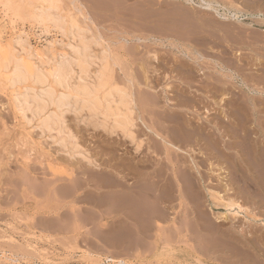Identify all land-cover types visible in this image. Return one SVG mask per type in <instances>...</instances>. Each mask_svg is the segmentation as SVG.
I'll use <instances>...</instances> for the list:
<instances>
[{"label": "rangeland", "instance_id": "1", "mask_svg": "<svg viewBox=\"0 0 264 264\" xmlns=\"http://www.w3.org/2000/svg\"><path fill=\"white\" fill-rule=\"evenodd\" d=\"M149 1H61L118 57L115 81L148 103L133 128L140 153L70 111L53 130L34 118L25 126L30 112L22 118L0 83V264H264V0H209L219 28L205 38L152 21L158 6L174 13L182 0ZM16 25L31 31L30 21ZM232 202L240 211L227 210Z\"/></svg>", "mask_w": 264, "mask_h": 264}, {"label": "bare ground", "instance_id": "2", "mask_svg": "<svg viewBox=\"0 0 264 264\" xmlns=\"http://www.w3.org/2000/svg\"><path fill=\"white\" fill-rule=\"evenodd\" d=\"M61 1L62 0H0V7H1V13H2L0 17V27H2L1 28L2 30L0 31V33L2 32L4 33L6 31L9 33L8 35L9 38H7L5 41L2 40V36L0 34V77L2 79L0 83L2 84L3 82L4 85L8 87V91L10 93V99H11L12 104L14 105V109L21 115L22 118H25L26 111L30 112L31 117L27 119V123L24 122L25 126H28V123L30 125L31 120H33L34 118L38 121L37 125L35 124L36 126H39L37 127L38 129L39 128L41 130L46 129L47 131H49L53 126L55 125L59 126V124L62 123L61 119L64 117L63 116L64 112L66 113L67 111H70V113L72 112L73 115H75L76 117L75 120H78V122L79 121L86 122L88 124H91L95 128L100 127L105 133H108V134L114 135L116 133L117 135H120L122 139L123 138L127 139L134 146L135 152H139L142 143L141 141H137L135 139L133 128L135 127V122L137 118L139 117L141 106H144V105L146 106L148 105V103H146L145 101H140L139 98H136L137 94L134 95L135 94L134 90L132 92V90H130V88H127V86H121L119 85L120 83L119 84L117 83L118 81L117 82L115 81L116 78L114 77V69H115V66H118L120 64V63L118 64L116 60V58L118 57H115L113 56L114 54L109 53L108 49L105 48V46L103 47L104 44L102 45L98 41H95L96 36L90 34L89 31L84 30V28L79 24L74 11H73L74 12L73 14L70 11L71 9L70 10L68 9L69 11L64 10L62 8L63 5L61 6ZM141 1L144 4L150 2L149 0H141ZM182 1L183 2L180 1L182 4L181 6L182 8L181 7L180 9L175 8L176 10H173L175 11L174 13L172 12L170 13V9L161 10L160 6H158L159 11L158 10L157 11L160 12V14L159 13L158 14L159 16H161V18L157 17L158 14L155 15L156 16L155 19H153L151 16L154 24L156 23L157 25H161L167 29L170 28L171 30L172 28L176 30H182V31L189 30V34H188L190 35L189 38H192L195 35L197 37L202 36V38H205L207 33L212 34L213 33L212 31L214 30L213 28H217L219 26L216 24V22L218 23L219 21L215 22L214 21L215 19L213 20L212 18L209 17L210 11L215 10L217 12V10L213 7L214 4L211 3L209 0H197L196 2L194 0H182ZM155 3H156L155 5H158L157 2ZM187 4L191 5L189 8L190 10L187 9ZM146 5H143V6H146ZM70 7L73 8L72 6ZM148 7H151V5H149ZM76 9L77 10L75 11L78 14H81V11H83V10L80 11L79 6ZM217 15L222 17V19H226L227 17H230V18L235 17V14H226V13L218 14L217 13ZM178 16H181V17L179 18ZM18 21H30L31 23L30 33L23 31L24 27L23 28L19 26L17 27L16 22ZM183 24H187L186 25L187 27ZM52 31H54V38L52 41H48L44 37H46L47 34H49ZM183 33L187 34L186 32H183ZM32 37H34L36 40L41 42L40 46L36 48L32 47V44L30 43V39ZM201 39L199 40L200 42H201ZM206 43L207 42L205 40L204 45ZM189 46L191 45L189 44ZM55 50L57 51L55 52ZM156 55L158 56V54L154 53L153 58H155ZM180 67L186 68L187 64L185 62L183 63L181 62ZM189 75H186V71H185V75L183 76L186 77ZM149 81H144L146 82L144 85L147 87H151L149 86L150 84ZM123 84H126V83H123ZM1 87H4V86H1ZM141 100H146V99H141ZM141 113L142 112H140V115ZM60 129L58 130V134H60L59 133L60 131L62 133V129L61 130ZM177 130L180 134H182V136H185V134L183 133L182 126L179 127V129ZM40 133H43V131H41ZM32 134L33 133H31V135ZM55 134H56V131H55ZM58 134H56V136ZM24 135H25V132H24ZM169 135L172 136L174 134L171 133ZM50 137L52 139L51 141H55L58 144L59 147L57 148H59L60 150L66 151L70 155H75V154L76 156L79 155L81 156L82 159L86 160L87 163H90V164L94 163L92 162V160L94 159L91 160L89 158L90 156L88 157L85 153L79 152L81 151V149L79 150L78 149L79 147H76L78 144L76 146H69L67 148V144L69 143H66L65 137L63 138L58 137V139H56L57 137L55 138V136H54V139H53V136H50ZM31 138L32 137H30V139ZM32 142L34 143V140H32ZM74 150L77 152H75ZM165 153H167V151H165ZM180 171L182 173L181 169ZM124 177L125 175L123 174L122 178ZM175 178L178 183V192L182 196L185 195L186 193H188L190 196V192L187 191L185 193V190L183 189V182L181 183V180L183 181L182 174L178 172L175 173ZM205 188H208V187H205ZM133 189L134 188H125V189L123 188L124 191H127V190L132 191ZM178 199H179V196H178ZM235 205L237 206L233 208V206ZM226 206L227 208L229 207L227 210L232 211L233 209H236V212H238V210L240 211V208H241V206L239 204H236V202L226 204ZM204 218L207 219V217H204ZM207 228L211 229L210 226ZM185 229L186 231H188L187 226ZM209 239H207V241ZM217 239L219 238L217 237ZM220 241H223V239L221 238ZM218 243H221V242H218ZM226 243L228 244L229 242H226ZM206 246H208V244ZM207 250H204V251H207ZM215 253H217V251H215Z\"/></svg>", "mask_w": 264, "mask_h": 264}]
</instances>
